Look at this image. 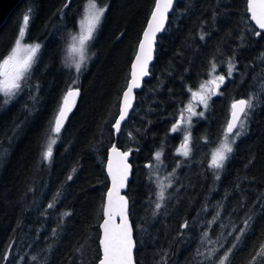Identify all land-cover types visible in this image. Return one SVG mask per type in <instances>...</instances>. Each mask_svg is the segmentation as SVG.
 <instances>
[{"label": "trees", "instance_id": "16d2710c", "mask_svg": "<svg viewBox=\"0 0 264 264\" xmlns=\"http://www.w3.org/2000/svg\"><path fill=\"white\" fill-rule=\"evenodd\" d=\"M155 1L96 0L108 8L90 43L95 55L79 73L69 66L66 47L87 0H22L0 29L2 61L30 8L24 40L41 45L19 94L7 104L0 95V264H88V256L77 252L87 243L96 254L92 264L98 263L110 184L106 161L114 141L131 151L125 195L136 264H219L249 216L250 227L226 264H251L264 245V32L254 35L258 30L250 21L248 0H176L158 38L150 77L114 136L112 125ZM213 60L219 73H227L230 60L236 70L204 116L193 120L186 158L176 151L182 132L169 130L191 99L186 89H197L209 77ZM70 88L80 93L49 163L42 154ZM250 95L257 100L246 131L224 168L210 169L231 103ZM156 152L163 153L162 163L154 159ZM156 165L172 184L165 187L163 201L157 181L167 185L169 179L156 178ZM212 250L217 251L207 259ZM255 264H264V257Z\"/></svg>", "mask_w": 264, "mask_h": 264}, {"label": "snow or ice", "instance_id": "6c2138e0", "mask_svg": "<svg viewBox=\"0 0 264 264\" xmlns=\"http://www.w3.org/2000/svg\"><path fill=\"white\" fill-rule=\"evenodd\" d=\"M174 0H156L155 9L151 15V19L147 25L146 30L142 34V39L138 46V52L135 57V62L132 65L131 79L127 86V90L123 92L121 99V107L118 114V118L114 121L112 127L115 132H119L121 128V122L125 120L128 109L132 106V100L134 99L132 93L134 88L140 87V81L143 77L149 75L148 64L152 59L153 45L156 38V33L160 32L163 29L164 20L167 17L169 9L172 8ZM253 5L259 6V14H257L256 9ZM67 7V4L65 5ZM249 10L252 13L251 19L255 21V24L258 25L259 29L264 30V0H249ZM31 9H28V12L22 18V27L18 31L17 39L14 42V47L10 51V54L3 58L0 61V95L5 97L2 101L3 104H7L16 97L21 91L23 84L22 82L27 79L28 74L31 71L32 65L35 62V57L38 51L41 48L39 43L36 44H24L22 46V41L25 38V29L29 23L31 16ZM106 7H99L96 3V0H87L84 16L78 22L79 31L71 35V43L68 46V64L70 67H74L75 71L79 73L81 68L86 64L88 59V46L89 42L94 39V34L97 31L101 19L104 16ZM254 35L259 36L260 32H254ZM203 35L201 39H203ZM23 55H20V53ZM217 69L216 62L210 61V71L209 76L211 79L202 82L199 85L198 90L193 91L191 87H188L186 90L190 93L191 100L184 108L179 110V115L177 120L173 123L170 128L171 133L182 132V143L180 147L176 150L177 154L183 157H189L191 154V126L192 118L195 116L203 117L204 112L208 109V101L212 96L218 95L221 85L225 82V75H215ZM236 70L235 64L230 60L227 66V77L231 78L233 71ZM79 96L78 88H70L66 95L63 98L61 106L57 110V113L51 122L49 142L46 150L42 154V158L46 162H51V157L53 155L52 146L56 143L59 138V134L64 126V122L67 119L68 112L73 106L70 103V98H75ZM35 99V97H33ZM257 97L249 96L247 98H241L234 100L230 105V118L227 120L224 129L222 131V140L217 148L211 152L209 168L215 170H222L225 166V162L228 160L229 155L233 152V145L236 142V139L239 138L247 129L249 117L256 107ZM195 101L196 106L193 102ZM202 106L201 111L197 112L196 107ZM187 113V115H185ZM205 142L207 138L205 137ZM113 152H117L115 146L112 148ZM120 157L126 158L128 153H117ZM162 152H156L154 159L158 163H162L161 157ZM109 172L112 174L113 179V189H116V175L112 173L111 161L109 162ZM147 167L151 168L152 165L149 164ZM179 167V164L176 165ZM75 169H73V172ZM174 175L170 173L169 176ZM127 176V166L120 176V186H123V182ZM219 173H216V179H219ZM68 179L71 180L72 176L69 175ZM152 179V177H149ZM169 179V177H165ZM157 185L160 188L158 193V199L163 201L164 199V189L165 187H171V180L169 183L164 185L162 181H157ZM112 191L108 192V202L106 204L105 215L108 219H105L102 227L104 229V238L101 240L103 245V258L100 260V264H133L132 259V249L134 247V242L132 241L131 236V226L127 222V216L125 214L126 201L123 197L119 199L123 203L119 206V210L115 213L120 215L122 218V225L120 226V231L116 232L109 227L111 216L113 213L109 212L107 209L112 206ZM48 208H53L54 203H49ZM161 203H156L155 208L159 210ZM65 215H71V213H65ZM214 217V220L218 218ZM213 220V222H214ZM252 217L249 216L244 221V226L241 228L239 235L234 239L237 243H233L230 248H228L223 256L219 258V264H226L229 260V256L232 251L238 247V242L240 238L245 235L246 231L250 227V222ZM182 227H188L187 222H185ZM204 236L207 237V233H204ZM217 250H212L208 253L207 259H211L214 252ZM198 255H204L203 253L197 252ZM264 257V245H261L260 250L252 257L251 264H255L257 258ZM33 260L36 257H32Z\"/></svg>", "mask_w": 264, "mask_h": 264}, {"label": "water", "instance_id": "95a60500", "mask_svg": "<svg viewBox=\"0 0 264 264\" xmlns=\"http://www.w3.org/2000/svg\"><path fill=\"white\" fill-rule=\"evenodd\" d=\"M21 1L22 0H0V29L2 28V26L6 22L7 18L12 13V11L19 5V3ZM175 2H176V0H174L172 8L169 9V11L167 13V17L164 20L163 29L160 32L156 33V38H155V42H154V45H153V51H152V59H151V61L148 64L149 75L143 77V79L140 81V87L133 89L132 95H133L134 99L132 100V106H131L130 109H128V114H127L125 120L121 122V128H122V125L128 120V118H129V116H130V114H131V112H132V110L134 108V105H135V102H136V98H137V93L143 87V84H144L145 80H147L150 77V69H151L152 63L155 60V53H156V46H157L158 38H159L160 35L163 34V32L165 31V29L167 27V24L169 22L170 15H171V13L173 11ZM155 3H156V1H155ZM247 6H248V14L250 16V21L253 23V25L256 27V29L259 32H264V30L259 29L258 25L255 24V21L251 19L252 13L249 10V0H248V3H247ZM253 7L256 9L257 14H259V11H260L259 6L258 5H253ZM154 9H155V4H154V7H153V9L151 11V14L149 16V19H148V21L146 23V26H145L142 34L144 33V31L147 28V25H148V23H149V21L151 19V15H152ZM141 39H142V35H141L140 41H141ZM140 41H139V43H140ZM139 43H138V46H139ZM138 46H137V50H136L135 56H134V58L132 60V63H131L130 78H129L128 84H129L130 79H131V72L133 70L132 69V65L135 62V57H136L137 52H138ZM128 84H127V86H128ZM127 86H126L124 91L127 90ZM67 91H66V93H67ZM66 93L64 94V96L66 95ZM79 93H80V89H79ZM77 99H78V96L75 97L74 99L70 98V103H72L73 106L71 107V110L68 112L67 119H68L70 113L72 112V110H73V108H74V106L76 104ZM121 99H122V97H121ZM239 99H241V98H239ZM120 107H121V101H120ZM229 118H230V116H229ZM67 119L65 120L64 124L66 123ZM121 128H120V130H121ZM119 133H120V131L119 132H115V130H114L115 138L118 137ZM113 146H115V148L117 149V152H113L112 151ZM124 152L128 153L126 158H122V157H120L117 154V153H124ZM130 158H131V151H125L122 148L118 147L116 141L113 142V144L111 145V147L108 150L107 161H106V173L108 175L110 184H109L108 190L106 191L104 207H103V215H104V217H103V220H102V222L100 224V230H101L100 247H101V253H102L101 259H102L103 258V245L101 244V240L104 238V229L102 227V224H103L105 219H108V217L105 215V211H106V207L105 206H106V204L108 202V192L112 191V198H111L112 199V206H111V208L107 209L109 212L113 213V215L111 216L109 227L111 229H113L114 231H116V232L120 231V226L122 225L123 221H122L121 216L120 215H116L115 213L119 210V206L123 203V201H121L119 198L123 197L124 200L126 201L125 214L127 216V222L131 226V230H132L131 231V236H132V241L134 242V247L132 249V259H133V264H136V260H135L136 240H135V236H134L133 224H132V221H131V218H130V215H129V211H128L129 210L128 200H127V197L125 195V192L128 189L129 182H130V180L132 178V164H131ZM110 161H111V165H112V170L111 171L117 177V179H116V185H117L116 189H113L112 174H110V172H109L108 165H109ZM125 166H127V176H126V179L123 182V186H120V176L123 173V171L125 170ZM100 260L98 261L97 264H100Z\"/></svg>", "mask_w": 264, "mask_h": 264}, {"label": "rangeland", "instance_id": "374dc122", "mask_svg": "<svg viewBox=\"0 0 264 264\" xmlns=\"http://www.w3.org/2000/svg\"><path fill=\"white\" fill-rule=\"evenodd\" d=\"M98 5V4H97ZM85 6H86V4L83 6V11H82V15H81V17H80V19H79V21L83 18V16H84V9H85ZM99 6V5H98ZM100 7V6H99ZM104 7H106V10H107V8H108V5H105ZM102 20V19H101ZM78 21V22H79ZM78 31H79V25H77V27L74 29V31L71 33V34H75V33H78ZM25 39V38H24ZM29 42H26L25 40H23L22 41V46L24 45V44H28ZM71 43V35H70V37H69V41H68V44H67V47H66V57H67V60H68V46H69V44ZM90 43H91V41L89 42V46H88V59H87V62H86V64L84 65V66H88L89 64H90V61H91V58H92V56H94L95 55V52L91 49V47H90ZM31 44H36V43H31ZM13 47H14V45H13ZM13 47H12V49H13ZM11 49V50H12ZM10 54V53H9ZM20 55H23V53L21 52L20 53ZM84 66L81 68V70L84 68ZM220 74H224L225 75V77L227 78V73H219L218 72V69H216V73H215V75H220ZM212 77H208L205 81H207V80H209V79H211ZM226 78H225V81H226ZM221 87H222V85H221ZM220 87V88H221ZM199 88V87H198ZM198 88L197 89H195V90H193V91H196V90H198ZM219 93H221V90H219ZM215 96V95H214ZM214 96H212L211 97V99L214 97ZM211 99H209V101H208V105H209V103H210V100ZM191 100V99H190ZM193 102V104H194V106H196V103H195V101H192ZM189 103V102H188ZM201 110H203L202 109V106H197L196 107V111L197 112H199V111H201ZM206 112V111H205ZM205 112H204V114H205ZM185 115H187V113H185ZM199 116H195V117H193L192 118V123H193V120L194 119H196V118H198ZM190 131H191V129H190ZM49 142V141H48ZM181 143H182V141H181ZM220 144V143H219ZM219 144H218V146H219ZM47 145H48V143H47ZM47 145H46V148H47ZM218 146H216V148L218 147ZM53 147V146H52ZM180 147V146H179ZM46 148H45V150H46ZM153 171L155 172V174H156V176H157V174H158V176L156 177L158 180H164L165 179V177L166 176H162V175H160L159 174V168H158V166L156 165L155 167H154V169H153ZM92 244L93 245H95V235H93L92 236ZM81 251H83L87 256H88V264H92V263H94L95 262V260H96V254L95 253H92L91 252V250H90V252H89V247H88V243H87V245L85 246V248L83 249V250H81V249H79V250H77V252H81ZM54 257H55V255H54ZM258 262H260V259L258 260Z\"/></svg>", "mask_w": 264, "mask_h": 264}]
</instances>
